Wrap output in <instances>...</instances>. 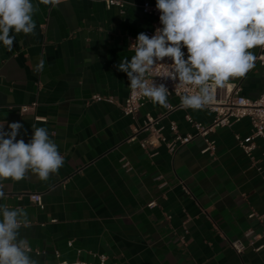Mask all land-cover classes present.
Here are the masks:
<instances>
[{
    "label": "crops",
    "instance_id": "obj_1",
    "mask_svg": "<svg viewBox=\"0 0 264 264\" xmlns=\"http://www.w3.org/2000/svg\"><path fill=\"white\" fill-rule=\"evenodd\" d=\"M144 1L124 0L120 8L104 0H32L34 31L10 32L11 51L0 42V124L7 132L8 124L21 123L17 140L25 143L33 126L46 128L64 157L47 180L29 171L20 181H0V205L27 212L28 227H21L18 240H27L35 264H54L57 250L70 262L98 263L97 255L106 254L109 264H264V246L248 245L238 254L231 245L236 239L248 244L249 228L263 230V222L249 216L264 212L263 141L255 140L253 160L236 139L251 133L250 119L211 132L215 153L203 152L201 136L173 153L164 143L143 148L148 132H135L147 113L166 114V106L148 100L135 116L122 110L130 82L117 66L131 59L132 39L155 21L142 11ZM260 49L250 51L256 56ZM228 82L257 98L264 72L255 61L244 77ZM95 94L112 101L94 100ZM167 101L177 104L178 98ZM33 102L34 110L21 112ZM187 115L206 125L215 117L207 107H182L157 125L167 138L173 137L171 121L181 133H194ZM34 192L44 208L31 200Z\"/></svg>",
    "mask_w": 264,
    "mask_h": 264
},
{
    "label": "clouds",
    "instance_id": "obj_2",
    "mask_svg": "<svg viewBox=\"0 0 264 264\" xmlns=\"http://www.w3.org/2000/svg\"><path fill=\"white\" fill-rule=\"evenodd\" d=\"M44 5L56 0H39ZM162 28L151 38L141 32L131 45L134 55L122 60L118 71L126 73L133 92L153 103L167 106L165 86H157L152 76L158 61L170 58L165 74L179 86H194L195 94H183L185 108L201 109L211 99L212 86L222 87L233 78L244 77L254 66L251 49L264 48V0H156ZM32 0H0V42L11 51L15 36L35 29ZM183 48L187 49V58ZM43 67V64H40ZM160 67H163L162 65ZM0 124V181H20L30 171L47 180L64 164V157L44 127L33 126L30 142L17 140L23 128L19 122ZM0 183V200L4 199ZM21 227H28L23 208L0 205V264H34Z\"/></svg>",
    "mask_w": 264,
    "mask_h": 264
},
{
    "label": "built area",
    "instance_id": "obj_3",
    "mask_svg": "<svg viewBox=\"0 0 264 264\" xmlns=\"http://www.w3.org/2000/svg\"><path fill=\"white\" fill-rule=\"evenodd\" d=\"M108 7L118 6L123 8L125 6L124 0H104ZM142 11L145 14H149L154 17L155 21L153 25L147 28L143 33L147 34L150 38L155 34V30L162 28L160 23L159 16L160 12L156 8V4L151 3L146 0L141 5ZM137 38V37H136ZM136 38L132 39V44L135 43ZM131 44V45H132ZM134 50V48H132ZM256 62L262 67L264 72V48L261 47L260 51L256 54ZM172 61L170 58H165L163 61L157 62V69L153 73L152 80L159 86L163 85L169 92L168 97L175 96L178 98L177 104H172L170 101H167L166 104V114H160L157 117H154L150 113L146 114V118L143 121L142 125L136 128L135 132L146 131L148 135L141 141L143 148H148L149 146L157 145L164 143L171 152H175L178 147L185 145L191 142L196 136H201L206 146L203 149V152L215 153L216 144L212 140L209 134L215 131L219 127L232 126L234 123L242 120L247 117L251 121L252 131L247 136H241L236 134V139L238 144L243 148L246 154L253 160L255 157L253 155L254 150L257 147L256 139L260 138L263 141L264 145V90L257 98H250L242 93L241 87L236 82H227L224 86L218 87L213 85L211 89V99L203 106L211 109L215 113V117L210 124H204L199 121L193 120L190 115H187L188 121L194 126V133H181L178 129V126L175 121L170 122V130L173 134L172 138H167L163 132V127H159L157 124L159 120L167 115L169 112L182 108L181 96L183 94H195L197 89L194 86H179V81L171 79L165 74V70L171 68ZM163 67H160V66ZM94 100L108 99L112 101L111 97L105 98L99 94L93 96ZM148 98L141 96L137 92H133L130 88L128 96L125 99L124 104L122 105V110L124 114L135 116L145 104L148 102ZM37 102L32 104H24L21 106V112H30L35 109ZM37 120L45 121L46 118L36 117ZM128 164L124 162L126 167ZM262 167H258L261 170ZM264 179V175H263ZM31 200L40 208H44L45 204L43 202L42 195L40 193L34 192L30 194ZM155 201H151L148 205H155ZM250 217H256L263 222V230L260 233H255L252 228L246 230L245 235L249 238L248 244H245L241 239H236L231 242L232 247L238 254H242L248 245L252 246L254 250H260L264 245H256V240L264 236V212L252 211L249 215ZM72 241L68 242V245H72ZM30 247V251H31ZM38 253L45 252L44 250L37 251ZM57 261L54 264H109L107 262L106 254H98L99 259L98 263L88 262L85 260H75L73 262L62 260L61 254L57 250L55 252ZM35 264V263H34Z\"/></svg>",
    "mask_w": 264,
    "mask_h": 264
}]
</instances>
